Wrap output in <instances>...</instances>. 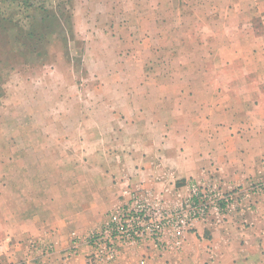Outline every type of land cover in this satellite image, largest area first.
<instances>
[{
  "label": "rangeland",
  "instance_id": "rangeland-1",
  "mask_svg": "<svg viewBox=\"0 0 264 264\" xmlns=\"http://www.w3.org/2000/svg\"><path fill=\"white\" fill-rule=\"evenodd\" d=\"M187 35L219 39L221 48L234 40L244 71L264 80V0H0V189L9 159L14 168L71 169L89 153V167L97 168L94 155L129 152L147 133L167 136L163 127L134 125L143 118L177 122L179 106H191L174 94L185 81L168 74L193 55L164 44ZM218 55L227 71V54ZM165 100L177 111L165 112ZM226 188L239 200L230 216L264 197V183Z\"/></svg>",
  "mask_w": 264,
  "mask_h": 264
},
{
  "label": "crops",
  "instance_id": "crops-1",
  "mask_svg": "<svg viewBox=\"0 0 264 264\" xmlns=\"http://www.w3.org/2000/svg\"><path fill=\"white\" fill-rule=\"evenodd\" d=\"M191 28L163 31L186 35ZM183 38L178 44H164L193 55L168 74L185 81L174 94L189 97L191 106H179L176 113L182 119L177 122L143 118L134 125H157L167 136L147 133L129 152L94 155L101 160L97 168L89 167V153L71 169L58 164L14 168L8 160L0 189V264H87L89 247L83 241L74 246V235L82 238L100 228L106 215L127 201L124 191L129 187L175 202L186 180L217 178L231 188L264 183V80L244 71L245 57L235 50L234 40L221 48L219 39L210 36ZM221 50L227 54L222 59L227 71L220 70ZM222 96L226 99L221 102ZM167 102L165 112L177 108L172 100ZM170 141L175 143L171 149ZM9 174H15L16 181H7ZM197 229L199 234L190 233L180 253L130 248L119 264H264V197L246 200L220 227ZM45 246H51V252H44Z\"/></svg>",
  "mask_w": 264,
  "mask_h": 264
},
{
  "label": "built area",
  "instance_id": "built-area-1",
  "mask_svg": "<svg viewBox=\"0 0 264 264\" xmlns=\"http://www.w3.org/2000/svg\"><path fill=\"white\" fill-rule=\"evenodd\" d=\"M184 189L177 192L175 202H167L143 189L127 188V201L110 211L100 228L82 238L74 235V246L83 241L89 247L87 264H119L130 248L177 254L199 225L219 226L239 208L235 190L217 179L186 180ZM251 190L258 192L260 187ZM44 252H51V246H45Z\"/></svg>",
  "mask_w": 264,
  "mask_h": 264
}]
</instances>
